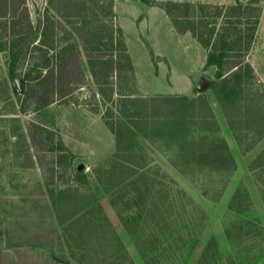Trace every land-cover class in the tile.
<instances>
[{"label":"rangeland","instance_id":"rangeland-1","mask_svg":"<svg viewBox=\"0 0 264 264\" xmlns=\"http://www.w3.org/2000/svg\"><path fill=\"white\" fill-rule=\"evenodd\" d=\"M26 1L35 27L41 26L40 21L44 24L45 17L56 19L55 38L50 42L57 49L27 47L26 58L21 59L15 75L11 76L8 65L10 44L6 39L8 29L4 25L5 19H0V264H110L114 257L117 258L116 264H230L231 253L239 262L238 253L244 254L232 249L224 232L226 222L233 225L232 222L239 220V216L226 213L239 181L244 184L249 181L253 189L255 213H248L245 217L256 216L264 227V201L253 187L254 176L247 164L243 163L234 174L220 203L213 205L173 167L171 146L140 135L141 138H137L140 145L136 142L135 147L138 145L143 150L142 146L146 151V164L142 169L156 168V183L167 180L164 184L171 190L169 194L173 202L167 205L169 208L172 205L171 213H166L162 221L161 218L152 220L148 212L142 213L138 207L136 213L135 205L139 201L134 199L136 194L131 186L113 189L106 194L104 183L110 177L123 175L124 168L117 169L123 165L116 163L121 159L116 156L119 142H125L129 135L126 123L133 126L138 123L150 130L160 117V110L167 108L163 99L172 95L168 93L180 90L193 96L202 80L208 83L214 79L216 71L203 64L207 50L191 32L180 34L177 31L165 7L172 10L173 4L178 3L206 4L222 6L225 14L227 8L238 2L246 5L251 0ZM260 4L263 7L264 0ZM56 9L68 17H60ZM179 10L185 12L183 8ZM211 10L213 13L217 11ZM251 10L249 16L240 19L239 27L246 28L254 21ZM196 21L200 25L201 21L193 22ZM223 21L224 18L220 17L218 23L210 27H215L217 33ZM83 25L90 29L91 35L104 38L92 45L94 51L91 54L113 55L115 68L123 63V54L119 51L121 31L134 65V79L127 72L121 79L114 74L107 84L98 86L84 57V84L75 88L69 97L58 96L50 105L38 109L36 101L43 93L37 92L35 96L31 92L41 90L40 80H32L38 77L40 69L37 67L44 63L45 56L51 65L57 63V51L70 43L76 44V27ZM110 31L114 34L113 51L109 45ZM198 31H202L200 26ZM28 73H31V80L27 78ZM181 76L186 81L191 77V92L181 88L185 85L184 80L182 85L180 81L175 85ZM18 81L21 87L17 91ZM26 90L31 94L29 98L24 94ZM246 92L242 98H248L251 90ZM137 100L141 105L138 122L129 118L133 114L130 102L135 104ZM120 110L126 116L120 115ZM31 123L44 127L42 136L45 142H41L40 135L35 143L32 142L28 131ZM111 124L117 132L110 128ZM126 164L141 166L144 163L134 158ZM191 177L207 179L199 174ZM76 198L87 199L89 208L85 214L90 216L89 221L98 236L103 237L100 245L93 244L92 236L82 239L76 226L72 225L81 214L76 213ZM53 199L62 204L59 213ZM87 201H81V204ZM194 204L204 212V220L195 213ZM135 216L138 217L136 220H130ZM125 221L130 225L132 235L126 230ZM256 233L242 239L246 246L256 245L250 256L258 253L257 244L262 242V237ZM212 240L215 242L213 249L206 252ZM119 241L125 248L120 254L115 248L116 243L120 245ZM260 258H264V254ZM243 263L247 261L243 260Z\"/></svg>","mask_w":264,"mask_h":264},{"label":"trees","instance_id":"trees-1","mask_svg":"<svg viewBox=\"0 0 264 264\" xmlns=\"http://www.w3.org/2000/svg\"><path fill=\"white\" fill-rule=\"evenodd\" d=\"M51 3L49 4L51 5ZM260 3L261 0H251L246 5L238 2L234 6L227 8L225 14L222 6L206 4L187 3L182 5L178 3L173 4L174 9L172 10L165 7V11L174 22L177 31L180 34L191 32L199 44L207 50L205 68H216L214 79L208 82V89H211L216 97L243 155H247L264 139V85L260 82L253 67L247 60L256 37L263 10ZM252 6H255L256 9L251 10ZM181 8L185 10L184 13L179 10ZM211 9L217 11L213 13ZM249 10L253 11L250 16L255 17L254 21L246 28L239 27L241 24L240 19L246 15L249 16ZM56 11L60 17H68V14H63L60 9H56ZM207 17L215 20H205ZM220 17H223L225 21L222 22L220 31L216 33V28L210 27V25L217 24ZM229 18L235 19V21H230ZM0 19H5L4 25L8 29V37L6 39L10 44L8 65L11 76L15 75L17 65L21 59L26 58L27 47L32 46V48L40 49L46 46L48 48L53 47L52 50L57 49V47H54L53 42H50V39L54 41L53 39L55 38L54 23L56 19L54 17H45L44 21L46 22L43 24L40 19L41 26L35 27L31 20L26 0H0ZM194 20L201 21L200 25H198L197 21L193 22ZM188 24H190V27H187ZM198 26H200L202 31H198ZM40 30L41 32H39ZM89 30L86 25L76 27V44L70 43L57 51L55 59L58 62L54 65H51L50 59L45 56L44 63L37 67L40 69L38 77L32 80H40L39 87H41V90L38 91L37 89L35 91L33 89L31 92L35 96H37V92L43 93L40 97L38 96L41 99L36 101L38 109L50 105L58 96L63 99L69 97L75 88L78 89L84 84L86 73L84 57L88 60L91 75L98 86L107 84L114 74L116 75L115 77L119 76L121 79L124 74L126 76L127 72L134 79V65L121 31L119 30L121 35L119 51L123 54V63L119 64L118 68H115L113 55L100 56L91 54L94 51L92 45L104 38H99L97 34L91 35ZM110 33L109 45L110 50L113 51L114 34L112 31ZM49 42L52 43L50 46ZM114 58L116 59V55ZM27 78L31 80V73L27 74ZM249 89L252 97L247 94L248 98H242L244 93H247L246 90ZM16 90H19L17 86ZM24 94L28 98L31 96L27 90ZM121 96L124 97L123 94ZM125 96L127 98L131 97L130 95ZM130 103L133 114L132 116L129 115V118L133 117L138 122L141 117V105H138V100L135 101L136 105L134 101ZM163 104L167 108L160 110V117L154 123L152 122L154 125L150 130L146 127H141L138 123H135L134 126L131 123H126L125 126H127L129 135L125 142H119L120 146L116 156L118 159L125 160L116 162H121L119 164L123 165L117 168L119 171L124 168L122 170L123 175L121 177H110L104 183L106 184L104 189L106 194L113 189L124 187L127 189L128 186H131L130 188L136 194L134 199L139 201V203H135L136 213L138 207L139 211L142 210V213L148 212L152 220L161 218V221L165 219L166 213H171L172 205L170 208L167 207L168 204L170 205L169 202H173L169 194L171 190L164 184L167 180L164 183H160V181L156 183V175L158 174L156 168H145L142 172L144 177H135L138 169L144 168L146 164L145 149L140 146L143 149L140 150L138 145L135 147L136 142H138L137 138L140 135L150 140L164 141L168 146H171L173 155L170 162L173 167L183 174L185 178H188L200 191L199 193H202L213 205L220 203L238 168L206 96L200 95L196 99H189L185 96H171L164 98ZM119 113L122 116H126L122 110ZM144 119L146 118L144 117ZM113 126L111 124L110 128L117 132ZM28 131L32 142L35 143L37 141L38 135H40L41 142H45L46 139L42 136L44 127L37 123H31L28 126ZM134 158L140 159L144 164L141 166L124 165V162L127 163L128 160ZM249 170L254 176L264 201V150L250 163ZM148 172L155 174V177H145ZM192 173L193 175L206 176L205 178L207 179L197 178L198 180H195L191 177L193 176L191 175ZM80 199L84 202L85 200L87 201L86 198ZM80 199L76 198V208H78L76 213L81 214L78 215L79 217L75 219L72 225L76 226L78 229L77 233L80 234L82 239L83 237L92 236L94 237L93 244L100 245L99 242L102 241L103 237L98 236L93 228L94 225L89 221L91 220L90 216L85 214V211L89 208V203L87 201L86 204L82 205L81 201L78 202ZM53 202L59 213L61 202L55 199H53ZM120 204L122 205L121 201ZM147 205L148 209L146 208ZM194 208L197 216L204 220V212L196 204H194ZM226 213L232 216H239V220L231 223L233 225L228 224L229 222L225 223L224 232L232 249L236 250L237 253L243 252L244 254L238 253L237 256L240 257V261L236 262L234 255L231 253L230 264H244L243 260L247 261L246 264H264V258H260L264 254V227L256 216H254L255 218L245 217L248 213H255V207L250 192L243 182L237 186L231 196ZM132 218L134 219L130 220L134 221L138 217ZM124 223L126 230L132 235L133 231L130 229V225L128 226L126 221ZM99 226L102 228V225ZM254 232H257V236L262 237V242L257 244L259 248L258 255L252 254L250 256L254 251L253 247L256 245L246 246L242 243V239L244 236H249ZM119 243L120 245L115 244V248L117 253L120 254L125 248L122 242L119 241ZM213 243L215 242L212 240L207 245L206 252L213 249ZM111 259L109 263L116 264L117 258Z\"/></svg>","mask_w":264,"mask_h":264},{"label":"crops","instance_id":"crops-1","mask_svg":"<svg viewBox=\"0 0 264 264\" xmlns=\"http://www.w3.org/2000/svg\"><path fill=\"white\" fill-rule=\"evenodd\" d=\"M31 15V14H30ZM32 20V18H31ZM33 22V21H32ZM128 48V46H127ZM128 52H129V49H128ZM130 54V52H129ZM131 57V55H130ZM132 59V58H131ZM206 57L204 58V61H203V64H204V67H205V64H206ZM247 60L248 62L251 64V66L253 67L257 77L259 78L260 82L264 85V5H263V10H262V14H261V17H260V21H259V25H258V28H257V33H256V37H255V40H254V43L252 45V48L247 56ZM213 70L216 71V68L213 67ZM182 80L185 81V85H182ZM191 80V77L188 78V81H186L185 79H183V76H181V78L175 83V85L177 86L178 82L180 81L181 86H179L178 88H185L189 90V92L192 91L191 87L193 85V81H189ZM189 82V83H188ZM208 84V83H207ZM199 86V85H198ZM174 90V89H173ZM168 94H172L170 95L171 96H185V97H188L189 99H196L198 98L200 95H204L206 96L207 98V101L208 103L210 104L217 120H218V123L220 124V127H221V130L228 142V145L232 151V154L237 162V170H236V173L239 171L241 165L244 163V164H247L248 167L250 165V163L264 150V147L263 149L261 150L260 147L262 145H264V142L263 140L257 144L247 155H243L233 137V134L227 124V121H226V118L222 112V110L220 109V106L218 104V101L216 99V97L214 96L213 92L211 89H208V86H207V89L204 91V92H199L197 91V93L193 96L190 95V93H188L187 91L186 92H181L180 90L178 92H172V93H168ZM190 95V96H189ZM231 136V138H230ZM141 138V136H140ZM140 141V139H139ZM140 144V142H139ZM126 164V163H124ZM170 165V164H169ZM171 166V165H170ZM176 169V168H175ZM177 170V169H176ZM139 171V173H138ZM137 171V175H135V177H144L142 175V172L144 171L143 169H138ZM141 172V173H140ZM141 174V175H140ZM155 174L153 173H147L145 175V177H155L154 176ZM129 177V176H128ZM134 177V176H133ZM156 177H158V174L156 175ZM234 178V177H233ZM252 180V179H251ZM254 180V185L253 187H255V189L257 191H259V188H258V185L256 184V181L255 179L253 178ZM245 185L248 189V191L250 192V195L252 197V192H253V189L252 187L250 186L249 184V181H245ZM240 181L237 183L236 187L234 188V191L236 190L237 186L239 185ZM229 188V187H228ZM228 190V189H227ZM233 191V193H234ZM256 191V192H257ZM258 193V192H257ZM259 194H260V191H259ZM233 195V194H232ZM261 196V194H260Z\"/></svg>","mask_w":264,"mask_h":264},{"label":"water","instance_id":"water-1","mask_svg":"<svg viewBox=\"0 0 264 264\" xmlns=\"http://www.w3.org/2000/svg\"><path fill=\"white\" fill-rule=\"evenodd\" d=\"M207 82L205 80H202L200 83H199V86H198V91L199 92H204L206 89H207ZM17 87L20 88L21 87V84L19 83V81L17 82Z\"/></svg>","mask_w":264,"mask_h":264}]
</instances>
